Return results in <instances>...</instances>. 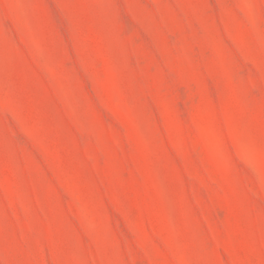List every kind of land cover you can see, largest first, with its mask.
I'll list each match as a JSON object with an SVG mask.
<instances>
[{
	"label": "rangeland",
	"instance_id": "rangeland-1",
	"mask_svg": "<svg viewBox=\"0 0 264 264\" xmlns=\"http://www.w3.org/2000/svg\"><path fill=\"white\" fill-rule=\"evenodd\" d=\"M0 264H264V0H0Z\"/></svg>",
	"mask_w": 264,
	"mask_h": 264
}]
</instances>
